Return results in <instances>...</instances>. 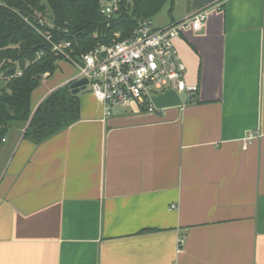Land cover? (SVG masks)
Returning a JSON list of instances; mask_svg holds the SVG:
<instances>
[{"label": "crops", "instance_id": "crops-1", "mask_svg": "<svg viewBox=\"0 0 264 264\" xmlns=\"http://www.w3.org/2000/svg\"><path fill=\"white\" fill-rule=\"evenodd\" d=\"M221 2L174 39L197 91L152 93L159 113L105 115L85 87L33 143L35 110L77 73L42 76L0 143V264H264V0Z\"/></svg>", "mask_w": 264, "mask_h": 264}, {"label": "trees", "instance_id": "trees-1", "mask_svg": "<svg viewBox=\"0 0 264 264\" xmlns=\"http://www.w3.org/2000/svg\"><path fill=\"white\" fill-rule=\"evenodd\" d=\"M167 1L173 0H118L117 11L106 18L98 0H0V72L6 77L21 71L0 89V143L8 129L28 120L32 91L44 73L57 69L50 44L34 27L49 31L53 41H71L75 52L82 53L117 35H130L142 18H152ZM39 17L50 26H39ZM38 51L43 55L36 59ZM77 104L68 85L54 90L35 110L24 138L38 143L68 126L77 118Z\"/></svg>", "mask_w": 264, "mask_h": 264}, {"label": "built area", "instance_id": "built-area-1", "mask_svg": "<svg viewBox=\"0 0 264 264\" xmlns=\"http://www.w3.org/2000/svg\"><path fill=\"white\" fill-rule=\"evenodd\" d=\"M221 1L215 0L197 8L186 18L165 27L154 26L151 18H142L130 35L124 38L117 35L109 42L98 43L82 53L75 52L71 41L56 42L51 39L49 31L42 32L38 27L34 29L50 44V52L57 58V63L67 62L76 69L75 79L87 80L86 88L103 105L105 115H110L114 106H136L149 113H159L160 109L152 102V93L174 89L183 93L188 101L197 91L196 85L185 82L186 67L174 39L180 35L181 29L199 31L209 9H221ZM98 3L100 13L106 18L114 15L119 7L118 0H98ZM37 24L50 26L41 17ZM42 55L43 52L38 51L36 59ZM20 75L21 71L16 69L4 79ZM253 138L254 134L249 133L246 140Z\"/></svg>", "mask_w": 264, "mask_h": 264}, {"label": "rangeland", "instance_id": "rangeland-1", "mask_svg": "<svg viewBox=\"0 0 264 264\" xmlns=\"http://www.w3.org/2000/svg\"><path fill=\"white\" fill-rule=\"evenodd\" d=\"M190 0H173L167 1L162 8L152 16L151 21L154 26H163L164 24L168 23L172 18L176 19V16L184 15L188 11V2ZM181 14V15H178ZM58 64V63H57ZM55 73H66L71 74L74 72V67L71 66L63 67L60 69H56ZM76 71V70H75ZM3 73L0 72V89H2L5 84L3 80Z\"/></svg>", "mask_w": 264, "mask_h": 264}, {"label": "water", "instance_id": "water-1", "mask_svg": "<svg viewBox=\"0 0 264 264\" xmlns=\"http://www.w3.org/2000/svg\"><path fill=\"white\" fill-rule=\"evenodd\" d=\"M213 1H215V0H191V9L195 10V9L203 7V6L209 4ZM13 70H14V68L12 67L10 69V71H13ZM86 84H87V80L85 78H81V79L72 80L68 84V87H69L72 94H76L80 90L85 89Z\"/></svg>", "mask_w": 264, "mask_h": 264}]
</instances>
